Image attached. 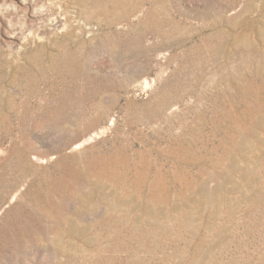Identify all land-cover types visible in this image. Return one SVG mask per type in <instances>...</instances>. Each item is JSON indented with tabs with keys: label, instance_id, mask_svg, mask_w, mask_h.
<instances>
[{
	"label": "rangeland",
	"instance_id": "1",
	"mask_svg": "<svg viewBox=\"0 0 264 264\" xmlns=\"http://www.w3.org/2000/svg\"><path fill=\"white\" fill-rule=\"evenodd\" d=\"M0 264H264V0H0Z\"/></svg>",
	"mask_w": 264,
	"mask_h": 264
}]
</instances>
